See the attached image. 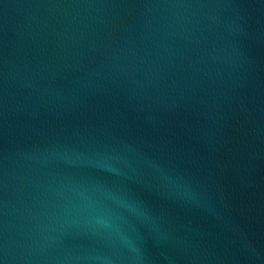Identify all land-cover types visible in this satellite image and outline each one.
<instances>
[{
    "label": "water",
    "instance_id": "obj_1",
    "mask_svg": "<svg viewBox=\"0 0 264 264\" xmlns=\"http://www.w3.org/2000/svg\"><path fill=\"white\" fill-rule=\"evenodd\" d=\"M0 264H264V0H0Z\"/></svg>",
    "mask_w": 264,
    "mask_h": 264
}]
</instances>
